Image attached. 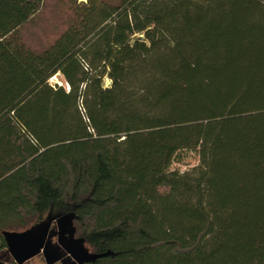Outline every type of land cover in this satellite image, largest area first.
Instances as JSON below:
<instances>
[{"label":"trees","instance_id":"1","mask_svg":"<svg viewBox=\"0 0 264 264\" xmlns=\"http://www.w3.org/2000/svg\"><path fill=\"white\" fill-rule=\"evenodd\" d=\"M64 1L36 48L0 0V245L51 210L82 264H264V0Z\"/></svg>","mask_w":264,"mask_h":264},{"label":"water","instance_id":"2","mask_svg":"<svg viewBox=\"0 0 264 264\" xmlns=\"http://www.w3.org/2000/svg\"><path fill=\"white\" fill-rule=\"evenodd\" d=\"M73 213H53L46 215L22 230H4L2 232L6 248L13 261L22 264L29 258L43 252L47 263L57 260L59 249L68 255L72 264L94 261L97 257L112 254L111 251L96 253L85 246L81 237L75 236ZM56 225V245L47 243V235L51 223Z\"/></svg>","mask_w":264,"mask_h":264},{"label":"rangeland","instance_id":"3","mask_svg":"<svg viewBox=\"0 0 264 264\" xmlns=\"http://www.w3.org/2000/svg\"><path fill=\"white\" fill-rule=\"evenodd\" d=\"M70 12L64 0H43L37 13L31 16L23 25L19 27L21 37L32 47H42L48 45L64 29L69 19ZM50 83L61 84L62 79L59 74L49 78ZM198 162L197 155L193 152L184 153L180 162L174 166L180 171L187 170ZM55 242V238L53 239ZM89 250L91 248L87 245ZM68 257L63 254L57 260L47 263L45 256L39 253L22 264H67L64 260ZM64 260V261H63ZM0 264H17L6 250H0Z\"/></svg>","mask_w":264,"mask_h":264},{"label":"flooded vegetation","instance_id":"4","mask_svg":"<svg viewBox=\"0 0 264 264\" xmlns=\"http://www.w3.org/2000/svg\"><path fill=\"white\" fill-rule=\"evenodd\" d=\"M50 231H53V234H50ZM55 232H56V225H55V221H53L52 223H51V225H50V227H49V231H48V235H47V243L48 244H53V243H55V245H56V235H55ZM55 238V242H53V239ZM6 250L7 251V248H6V244H5V246H1L0 245V250ZM8 252V251H7ZM59 256H61L62 255V253L63 254H66V253H64V251L62 250V249H59ZM40 253H42L43 254V252H40ZM39 254V253H38ZM44 255V254H43ZM67 255V254H66ZM68 256V255H67ZM66 262H67V264H72L71 263V260H70V258L69 257H66L65 259H64ZM63 260V261H64Z\"/></svg>","mask_w":264,"mask_h":264},{"label":"built area","instance_id":"5","mask_svg":"<svg viewBox=\"0 0 264 264\" xmlns=\"http://www.w3.org/2000/svg\"><path fill=\"white\" fill-rule=\"evenodd\" d=\"M66 86H67V84H66ZM68 87V86H67Z\"/></svg>","mask_w":264,"mask_h":264}]
</instances>
